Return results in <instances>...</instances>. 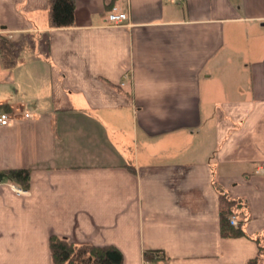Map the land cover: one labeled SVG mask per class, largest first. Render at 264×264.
Returning a JSON list of instances; mask_svg holds the SVG:
<instances>
[{"label": "crops", "instance_id": "crops-1", "mask_svg": "<svg viewBox=\"0 0 264 264\" xmlns=\"http://www.w3.org/2000/svg\"><path fill=\"white\" fill-rule=\"evenodd\" d=\"M73 6L52 28L48 0H0V172L29 174L0 179V264H52L51 235L122 264H264V0ZM220 192L245 236L220 235Z\"/></svg>", "mask_w": 264, "mask_h": 264}, {"label": "trees", "instance_id": "trees-1", "mask_svg": "<svg viewBox=\"0 0 264 264\" xmlns=\"http://www.w3.org/2000/svg\"><path fill=\"white\" fill-rule=\"evenodd\" d=\"M50 7L49 19L50 27L62 28L73 25V0H48ZM0 58L3 68L12 69L15 61V45L6 37L0 35ZM0 111L7 113L9 106L0 105ZM0 179L12 181L26 187L29 174L27 170H9L0 172ZM220 201V235L223 238L237 239L245 236L242 231L243 222L247 219L243 212L242 201L232 199L225 192L219 193ZM240 217L238 225L230 224L231 216ZM52 264H122L123 255L113 246H77L69 243L66 239L51 235L48 239ZM264 252V248L259 247V255ZM146 262L166 260L162 251L146 250L143 253ZM256 264V260L250 261Z\"/></svg>", "mask_w": 264, "mask_h": 264}, {"label": "built area", "instance_id": "built-area-1", "mask_svg": "<svg viewBox=\"0 0 264 264\" xmlns=\"http://www.w3.org/2000/svg\"><path fill=\"white\" fill-rule=\"evenodd\" d=\"M173 1H179V0H173ZM107 23L108 25L116 26V27H121L123 24L128 23L129 18L128 16L121 12H109L107 15ZM27 118H30L29 116ZM12 121L11 116L8 113H5L3 111H0V126L5 127L7 124H9ZM230 224L233 226L238 225V217L237 216H231L230 217Z\"/></svg>", "mask_w": 264, "mask_h": 264}]
</instances>
